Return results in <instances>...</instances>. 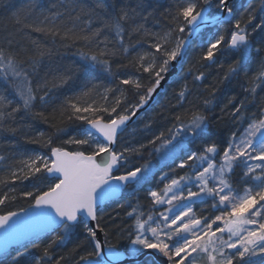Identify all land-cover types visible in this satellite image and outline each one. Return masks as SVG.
I'll use <instances>...</instances> for the list:
<instances>
[{
  "label": "snow or ice",
  "instance_id": "snow-or-ice-1",
  "mask_svg": "<svg viewBox=\"0 0 264 264\" xmlns=\"http://www.w3.org/2000/svg\"><path fill=\"white\" fill-rule=\"evenodd\" d=\"M0 85V264H264V0H0Z\"/></svg>",
  "mask_w": 264,
  "mask_h": 264
},
{
  "label": "trees",
  "instance_id": "trees-1",
  "mask_svg": "<svg viewBox=\"0 0 264 264\" xmlns=\"http://www.w3.org/2000/svg\"><path fill=\"white\" fill-rule=\"evenodd\" d=\"M17 3H19V0H16ZM243 2V0H242ZM242 11V9H241ZM239 15V12H237V16ZM6 22V21H4ZM11 26V25H10ZM206 34V33H205ZM259 39V35L254 37V40H258ZM203 49L200 47V38L198 37L196 40L193 41L192 47L189 49V54L190 56H195L197 53L201 52ZM221 59H224L223 57H221ZM73 61H76V57L72 56L70 53L67 55V57L62 61V63L64 64H70ZM216 69H213V73H216ZM222 74V73H221ZM212 77L209 78V80L211 81ZM2 86V85H0ZM171 91V90H170ZM240 88L239 85L234 81L232 85H230L227 89L222 90V92L219 95V103H224L226 101V95L231 93V92H239ZM163 99V98H161ZM36 128L38 130H46V126L43 124H37ZM35 147V146H32ZM139 196L143 197V192H140L138 194ZM124 200H128L131 199L130 197H128L127 195L124 196L123 198ZM135 201L133 200V203ZM20 207H27V202L20 200L18 203L15 204H11L8 205L6 208L0 209V214H3L5 211H18V209ZM112 207H115V205H113ZM147 207V203L145 202V208ZM128 209H120L119 211L121 212V214H123L124 211H126ZM109 209L106 208V212H108ZM104 237V234H103ZM74 242V241H73ZM69 247H71V242L69 244Z\"/></svg>",
  "mask_w": 264,
  "mask_h": 264
},
{
  "label": "water",
  "instance_id": "water-1",
  "mask_svg": "<svg viewBox=\"0 0 264 264\" xmlns=\"http://www.w3.org/2000/svg\"><path fill=\"white\" fill-rule=\"evenodd\" d=\"M194 40H195V39H194ZM98 235L100 236L101 240L104 239V237H103V233H98Z\"/></svg>",
  "mask_w": 264,
  "mask_h": 264
},
{
  "label": "bare ground",
  "instance_id": "bare-ground-1",
  "mask_svg": "<svg viewBox=\"0 0 264 264\" xmlns=\"http://www.w3.org/2000/svg\"><path fill=\"white\" fill-rule=\"evenodd\" d=\"M209 31V30H206V32ZM194 41V40H193Z\"/></svg>",
  "mask_w": 264,
  "mask_h": 264
}]
</instances>
